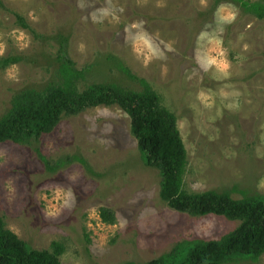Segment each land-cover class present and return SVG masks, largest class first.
<instances>
[{"label":"rangeland","instance_id":"374dc122","mask_svg":"<svg viewBox=\"0 0 264 264\" xmlns=\"http://www.w3.org/2000/svg\"><path fill=\"white\" fill-rule=\"evenodd\" d=\"M213 6L214 0H0V56H26L0 69V117L17 91L44 87L57 74L59 43L20 27V14L40 36L69 38V56L86 72L82 87L113 81L140 88L121 65L151 83L178 116L189 157L187 192L264 195V20L230 2ZM229 13L231 21L224 19ZM161 183L119 105L65 116L26 145L0 143V216L35 249L61 242L65 264H145L179 243L221 239L240 225L173 209ZM102 208L114 214L113 223L103 220ZM223 264H264V255Z\"/></svg>","mask_w":264,"mask_h":264},{"label":"trees","instance_id":"16d2710c","mask_svg":"<svg viewBox=\"0 0 264 264\" xmlns=\"http://www.w3.org/2000/svg\"><path fill=\"white\" fill-rule=\"evenodd\" d=\"M222 2L233 3L245 14L264 20V0H214L213 8ZM16 23L34 32L43 42L59 43L54 57L57 74L44 87L23 88L15 93L11 108L0 117V143L13 141L26 145L51 132L65 116L91 107L119 105L131 117L132 131L147 165L161 171V195L170 207L193 215L216 214L240 221L234 231L221 239L182 242L145 264H223L237 256L258 260L264 255V195L235 198L230 190L187 192L185 176L189 157L178 116L163 104L162 96L149 81L121 65L122 72L140 88L113 81L92 82L82 87L86 72L69 56V38L64 33L40 36L20 14ZM25 59L24 54L0 56V69ZM101 216L105 222L115 221L107 208H102ZM52 247L53 250L33 248L9 229L0 216V264H65L61 260L63 244L54 242Z\"/></svg>","mask_w":264,"mask_h":264},{"label":"clouds","instance_id":"9594fccd","mask_svg":"<svg viewBox=\"0 0 264 264\" xmlns=\"http://www.w3.org/2000/svg\"><path fill=\"white\" fill-rule=\"evenodd\" d=\"M221 11H223V9H221ZM235 18V13H229L227 16L224 17L225 20H229L231 21L232 19ZM216 44H219V41H216ZM221 55H223V53H221ZM210 63L212 64H217L218 67H220L222 70L227 68V63L223 60L218 61L217 59L213 58L210 60ZM62 195V190L58 189L56 192V198H60V196ZM55 206L53 205V210H54Z\"/></svg>","mask_w":264,"mask_h":264}]
</instances>
